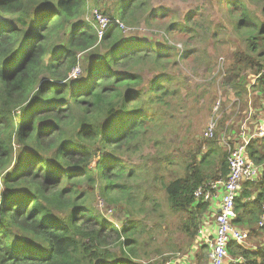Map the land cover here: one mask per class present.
<instances>
[{
    "label": "trees",
    "instance_id": "16d2710c",
    "mask_svg": "<svg viewBox=\"0 0 264 264\" xmlns=\"http://www.w3.org/2000/svg\"><path fill=\"white\" fill-rule=\"evenodd\" d=\"M150 1L94 0L106 17L127 27L165 17ZM88 2L0 0V264L169 260L139 262L135 224L117 227L92 208L90 199L98 191L118 209L133 201L124 155L144 140L148 127L160 125L167 97L179 106L185 91L173 86L176 77L167 67L190 50L178 54L175 46L131 41L114 21L98 37L94 22L84 19ZM215 4L233 18L243 45L230 66L220 68L221 86L233 90L236 103L249 88L264 99V0ZM175 29L184 31L178 23L167 26ZM81 54L88 64L72 77ZM139 68L156 72L145 87ZM246 70L255 72L249 86L241 79ZM256 140L246 155L262 166L264 140ZM219 141L214 133L198 142L184 175L165 185L169 207L187 216L183 231L190 243L208 207L194 196L195 189L228 173V151ZM261 170L259 180L244 182L235 199L233 223L247 229L250 239L264 230L258 226L264 218V166ZM227 251L241 261L226 264H264V244L230 242ZM205 256L200 251L196 258L203 264Z\"/></svg>",
    "mask_w": 264,
    "mask_h": 264
},
{
    "label": "rangeland",
    "instance_id": "374dc122",
    "mask_svg": "<svg viewBox=\"0 0 264 264\" xmlns=\"http://www.w3.org/2000/svg\"><path fill=\"white\" fill-rule=\"evenodd\" d=\"M150 3L152 8L163 10L165 17L150 21L140 19L129 27L122 25V34L131 41L155 43L154 48L175 46L178 54L190 50L185 58L174 56L167 67V72L176 77L173 86L178 84L179 90L185 91V96L179 106L177 99L167 97L170 103L163 106L160 125L148 127L142 136L144 140L140 139L137 147L124 155L127 171L132 173L125 180L131 189L133 201L130 205L124 203L123 208L118 209L113 204H107L98 191L94 192L90 203L96 212L117 227L129 222L135 224L137 250L141 253L139 262L149 257L152 261H160L163 257H168L170 261L182 260V256L187 255L184 260L189 263L192 242L183 231V222L187 216L169 207L165 185L184 175L185 165L191 161L197 143L206 138L204 131L210 118H216L214 133L220 138L222 150L227 151V143L233 144L228 130L238 124L240 128L243 122L249 124L247 114L242 111L251 104L245 99L255 93L252 94V88H249L247 93L242 92L243 100L236 103L232 101L235 98L233 90L221 86L220 68L229 67L233 53L242 50L243 45L232 29L233 18L220 11L215 0H151ZM87 4L84 19L97 25L94 10L104 13L95 5L94 0H89ZM253 8L258 11L257 6ZM34 15H38V11ZM188 15L190 19L186 21ZM172 23L180 24L184 31H167V26ZM79 58L80 65L75 70L77 76L88 64L87 60L82 62L84 55L81 54ZM138 72L143 77V87L147 86L148 78L156 74L148 68H139ZM254 74V70L243 71L241 79L249 86L255 83ZM218 101V109L214 111ZM248 113L252 118V112ZM234 118L237 122L231 125L228 120ZM253 121L249 124L250 130L254 128ZM261 141L256 140L257 144ZM202 150L205 151V147ZM99 201L103 202L104 208L99 207ZM109 208L111 211L107 212ZM230 242L248 246L263 245L264 230L258 231L257 235H252L245 242ZM199 243L201 245L198 249L206 255L208 247L204 241Z\"/></svg>",
    "mask_w": 264,
    "mask_h": 264
},
{
    "label": "built area",
    "instance_id": "2783aa9c",
    "mask_svg": "<svg viewBox=\"0 0 264 264\" xmlns=\"http://www.w3.org/2000/svg\"><path fill=\"white\" fill-rule=\"evenodd\" d=\"M96 23L95 25L98 37H101L112 21L122 24L118 20H112L94 10ZM72 72V77L75 75ZM219 102L216 103L214 111L218 108ZM264 119V118H263ZM258 123L254 132L246 129V122H243L238 132V138L235 143L230 146L227 144L228 157L227 169L228 173L224 177L216 180H209L199 185L194 192V196L201 202H206L208 207L212 203L217 204V211L211 222H203L200 225L196 239L192 243V247L196 243L205 242L208 247L203 264H226L228 261L238 262L241 259H233L228 255L227 245L230 241L245 242L249 238V231L243 229L233 223L236 218L235 199L239 195L240 189L244 182H256L261 176V168L246 155V147L255 138H264V120ZM216 118H210L204 131V137L211 138L216 128ZM99 207H103V202L99 201ZM110 212L111 209H107ZM258 226H264V218H262ZM198 245H201L200 243ZM181 259L175 261L167 260L165 264H202L200 262L187 263L184 259L187 255H183Z\"/></svg>",
    "mask_w": 264,
    "mask_h": 264
},
{
    "label": "crops",
    "instance_id": "0c3cea01",
    "mask_svg": "<svg viewBox=\"0 0 264 264\" xmlns=\"http://www.w3.org/2000/svg\"><path fill=\"white\" fill-rule=\"evenodd\" d=\"M255 99H257V100H255ZM234 100H235V98L232 99V101H234ZM245 100H246V102L248 101V103H251V104H248L249 106H247V108L248 107L249 108L248 109L246 108L242 112L245 113V114H247V116H248V118L250 120V122H249L250 125L252 124L251 121L253 119H254L253 122L255 123L254 124V128L252 130H250V128H249L250 125L246 123V129L249 132H254L256 130V124L262 123V119L264 118V99H263V96L261 94L255 93V95L248 96V98L245 99ZM238 110H239V108H238ZM248 111H251L252 112V114H253V117L251 116L252 118H250V116H249L250 113H248ZM228 122L231 123V125H233L237 121L234 118V119L228 120ZM240 123H242V122L240 121ZM238 127H239V124L235 128L231 127L228 130L229 131V136L233 140V144L235 143V141L238 138V132L240 130V128H238ZM255 139H257V140L260 139V141H261V139L264 140V138H255ZM227 144L229 145V143H227ZM258 144H261V143H258ZM263 164H262V166L261 165H259V166H261V168H262L264 166ZM216 211H217V204L214 202V203H212L210 205V207H207L206 213H204L202 215V221L203 222H211L213 220V217H214V212H216ZM198 244L199 243H196V246L192 247V249H191V255H192V257L190 258V263H195V261L196 262H199V259L196 258V255H199L200 254V250L198 249V247H199Z\"/></svg>",
    "mask_w": 264,
    "mask_h": 264
}]
</instances>
